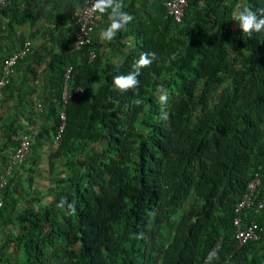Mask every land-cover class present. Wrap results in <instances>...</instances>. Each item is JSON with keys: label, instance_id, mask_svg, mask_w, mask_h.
Listing matches in <instances>:
<instances>
[{"label": "trees", "instance_id": "16d2710c", "mask_svg": "<svg viewBox=\"0 0 264 264\" xmlns=\"http://www.w3.org/2000/svg\"><path fill=\"white\" fill-rule=\"evenodd\" d=\"M83 1L0 5V48L8 45L0 77L28 43L17 33L26 24L45 21L53 44L50 92L38 101L21 95L13 76L0 105V264H204L220 241L209 264H264V209L243 214L246 227L261 228L258 241L240 247L234 227L257 177L255 205L264 199V31L249 38L233 19L245 7L264 9V0H189L180 22L170 0H119L133 20L113 40L77 51L74 13ZM110 13L97 12L95 34ZM116 43L127 49L118 64ZM144 53L156 59L140 69L137 89H116L113 78L133 72ZM69 67L83 91L64 105ZM24 136L30 155L7 174Z\"/></svg>", "mask_w": 264, "mask_h": 264}, {"label": "built area", "instance_id": "2783aa9c", "mask_svg": "<svg viewBox=\"0 0 264 264\" xmlns=\"http://www.w3.org/2000/svg\"><path fill=\"white\" fill-rule=\"evenodd\" d=\"M12 0H0V5L6 7L9 5ZM94 0H84L81 7H79L74 13L75 24L78 26V31L76 34V40L74 44V48L77 51H83L86 46L92 44L93 39L96 38L95 28L93 26V22L96 18L98 11H93ZM189 5V0H170L166 3L169 14L173 15L176 21L180 22L184 17L185 10ZM31 43L28 42L25 46L18 52L14 53L11 57H9L3 64L2 75L0 77V105L2 103V99L4 97V89L11 83L12 78L14 76V71L19 61L24 59L29 50ZM97 57L95 51H91L89 62H93ZM73 78V67H69L64 75V89H63V102L64 105L75 95L81 93L83 90L81 87H73L71 81ZM62 125L59 129L58 139L60 138L64 127L66 115L64 110H62L60 114ZM3 134L0 133V141L2 139ZM1 144V143H0ZM31 149V141L28 136H24L22 138L21 144L17 149L15 155L11 160V164L7 170V174H10L13 171V168L17 164H21L26 161L30 155ZM260 184V179L257 177L247 189L242 201L236 207V218L234 220V226L236 228V239L238 241L239 246L250 242V241H258L260 239L261 228L252 223L249 226H245L243 221V214L247 211H250L254 208L256 213H259L262 209H264V199L261 200L257 206L255 205L254 198L256 197V189ZM2 206V202L0 199V208ZM216 254V253H215Z\"/></svg>", "mask_w": 264, "mask_h": 264}, {"label": "clouds", "instance_id": "9594fccd", "mask_svg": "<svg viewBox=\"0 0 264 264\" xmlns=\"http://www.w3.org/2000/svg\"><path fill=\"white\" fill-rule=\"evenodd\" d=\"M109 8H111V13L109 16L110 24L106 29H102L100 32V38L104 41L113 40L116 37L117 33L133 20V17L131 15L122 10L123 4L119 2V0H94L92 6L93 11H98L101 14L105 13ZM233 19L238 22L239 28L242 30L243 33L247 34L249 38L252 37L254 32L259 33L264 31V9L253 11L251 8L245 7L242 10H239L238 12H234ZM155 59V53L142 54L140 58L135 62L133 72H130L128 75H117L113 78L114 87L116 89H119L120 91L137 89V86L139 85V80L137 79V76L140 73V69L143 67L150 66L153 60ZM159 98L161 104L167 103V95H160ZM135 103L139 105L141 101L137 99ZM162 118L167 119L166 112L162 114ZM65 203L66 201H60V203L57 204V208L63 209L65 207ZM68 209L70 210V213H74V203L69 204ZM191 226L193 227V224ZM192 227H190V231ZM221 244L222 242L220 241L213 250V252L209 253L208 257H206L204 264H209V261L218 254L221 249Z\"/></svg>", "mask_w": 264, "mask_h": 264}, {"label": "crops", "instance_id": "0c3cea01", "mask_svg": "<svg viewBox=\"0 0 264 264\" xmlns=\"http://www.w3.org/2000/svg\"><path fill=\"white\" fill-rule=\"evenodd\" d=\"M43 25H46L45 21H40L34 26L31 24H26L24 27L17 30L18 35L24 34L28 39L26 42H31V51H30V58L26 61L21 69H19L14 77L16 79V83L18 86L21 87L20 94L22 95L25 91H32L33 93V100L38 101L40 99V94L50 92V76L47 70V65L51 59L48 53L51 51L53 44L50 38L47 36L45 29H43ZM49 25V24H48ZM68 28V25L65 26ZM49 29V26L46 27ZM98 31V30H97ZM64 32V31H63ZM100 37V31L96 33V38ZM132 42L128 40V42ZM7 43L4 42L0 48V56L7 52ZM19 46V45H18ZM4 50V53H3ZM55 50L59 52L60 47L59 45L55 46ZM115 50V51H113ZM111 51V47L102 49V57L105 56V52ZM113 52H116V55L111 57V61L113 63H120L122 61V57L127 53L126 48H122L115 44V47L112 48ZM82 57H79V63L82 62ZM82 64V63H81ZM80 73H77L75 78L76 80L80 81L82 78L79 76ZM14 79V78H13ZM25 90L23 91L22 90ZM5 90V89H4ZM30 93V92H29ZM14 96L15 100L9 99L7 101L8 107L4 112V116L9 115V113L13 112L14 109L17 108V100L19 99V95ZM5 95V91H4ZM3 101V99H2ZM14 113V112H13ZM39 119V116L37 117ZM40 121V119H39Z\"/></svg>", "mask_w": 264, "mask_h": 264}, {"label": "rangeland", "instance_id": "374dc122", "mask_svg": "<svg viewBox=\"0 0 264 264\" xmlns=\"http://www.w3.org/2000/svg\"><path fill=\"white\" fill-rule=\"evenodd\" d=\"M45 190V189H44Z\"/></svg>", "mask_w": 264, "mask_h": 264}, {"label": "water", "instance_id": "95a60500", "mask_svg": "<svg viewBox=\"0 0 264 264\" xmlns=\"http://www.w3.org/2000/svg\"><path fill=\"white\" fill-rule=\"evenodd\" d=\"M192 227V226H191Z\"/></svg>", "mask_w": 264, "mask_h": 264}]
</instances>
